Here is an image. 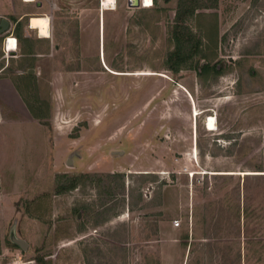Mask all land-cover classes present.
<instances>
[{
    "label": "rangeland",
    "instance_id": "obj_1",
    "mask_svg": "<svg viewBox=\"0 0 264 264\" xmlns=\"http://www.w3.org/2000/svg\"><path fill=\"white\" fill-rule=\"evenodd\" d=\"M178 2L0 0V77L46 128L0 135V264H264V0L199 9L174 72ZM34 15L53 16L51 38L28 28ZM83 173L97 177L56 192Z\"/></svg>",
    "mask_w": 264,
    "mask_h": 264
},
{
    "label": "trees",
    "instance_id": "obj_2",
    "mask_svg": "<svg viewBox=\"0 0 264 264\" xmlns=\"http://www.w3.org/2000/svg\"><path fill=\"white\" fill-rule=\"evenodd\" d=\"M218 0H215L213 6H207L206 4L202 3L201 0H179L178 2V8L176 11V27L174 30V39L176 41V50L170 54V57L168 59V63L170 65V69L174 70V72H178L182 66H184L189 58V55L187 56V53L185 51L186 44L192 42V38L194 37L192 31L189 29V27L186 25V22L188 19L193 18L197 16V11L202 8H217ZM23 24L21 21L17 23L16 27V33L19 36L20 31L22 30ZM209 30L211 32H214V35H216V25L214 23H209ZM185 31L183 34L182 32ZM186 33V34H185ZM216 33V34H215ZM212 35H210L211 37ZM20 37V36H19ZM218 37V34L216 35ZM27 40V39H25ZM200 42V39L198 40ZM198 43L193 48L190 49H198ZM27 50H24V54L32 55L34 52H32V49L27 48ZM198 51V50H197ZM196 52V50H195ZM204 71H207L209 69V66H203L202 68ZM214 69V68H213ZM220 71H217V74H219ZM28 78H33L34 75L27 74ZM18 90L21 92V88L17 86ZM24 94L22 93V96ZM26 104L29 107V110L32 112L33 116L37 118L38 120L43 119L45 117L44 115H41L40 113L36 112L29 104L26 102ZM97 177V175H92L89 173H83L78 176H70L67 174H62L57 177V187L56 192L58 194L65 193L67 191H71L73 189H76L79 185L86 183V181H92ZM109 178L112 177H118L121 179H124V174L122 173H115L108 175ZM40 262L43 264V260L41 259Z\"/></svg>",
    "mask_w": 264,
    "mask_h": 264
},
{
    "label": "crops",
    "instance_id": "obj_3",
    "mask_svg": "<svg viewBox=\"0 0 264 264\" xmlns=\"http://www.w3.org/2000/svg\"><path fill=\"white\" fill-rule=\"evenodd\" d=\"M153 3L155 5V0ZM127 5H128V0H127ZM141 8H145V7H141ZM28 28L31 30H34L30 26V19H29ZM17 43H18V39H17ZM13 52L15 53L16 51H13ZM3 71H5L4 68L0 70V74ZM14 81L15 80L13 78H7V77L1 78L0 77V99H6L7 97H9L13 101L12 106H10V109L7 112L4 111V109L1 107V104H0V133H1L0 135L2 136V134H4V138H5V133L7 132L5 131L4 127L8 125H16L20 127L22 126V124H26L29 122L38 123L37 121H39V120L36 121L34 117H31L29 109L26 106V103L24 102L23 96H21V93L18 90ZM20 114L23 115V116L21 115L23 118L20 116ZM38 124H40L42 127L45 128V126L42 125L41 123H38ZM5 156L9 158L11 155L7 156V152H6Z\"/></svg>",
    "mask_w": 264,
    "mask_h": 264
},
{
    "label": "bare ground",
    "instance_id": "obj_4",
    "mask_svg": "<svg viewBox=\"0 0 264 264\" xmlns=\"http://www.w3.org/2000/svg\"><path fill=\"white\" fill-rule=\"evenodd\" d=\"M36 0H24L25 3H33ZM103 4V10L110 11L114 10L116 8V0H102ZM144 3L145 8L153 7L154 3L153 0H142ZM30 26L32 29L37 31V34H39L40 37L43 38H50L51 37V20L50 17L47 15H34L30 18ZM38 36V37H39ZM8 49L10 52H13L17 49L16 40L11 38L8 42H6L5 50ZM165 78H168L167 76H164ZM182 89H184L183 86H181ZM194 107V106H193ZM202 113L195 108V111L193 112V117H198ZM206 128L210 132H215L218 130L217 127V120L215 117L211 116L206 121Z\"/></svg>",
    "mask_w": 264,
    "mask_h": 264
},
{
    "label": "water",
    "instance_id": "obj_5",
    "mask_svg": "<svg viewBox=\"0 0 264 264\" xmlns=\"http://www.w3.org/2000/svg\"><path fill=\"white\" fill-rule=\"evenodd\" d=\"M40 6L41 3H38ZM128 6L133 8H141V0H128ZM10 29V23L6 20H3L0 24V35L6 33ZM16 54V52L12 53ZM35 70H30L29 73H34ZM17 245L21 246L23 249H26L28 247V244L24 241H19L14 238L13 240Z\"/></svg>",
    "mask_w": 264,
    "mask_h": 264
},
{
    "label": "built area",
    "instance_id": "obj_6",
    "mask_svg": "<svg viewBox=\"0 0 264 264\" xmlns=\"http://www.w3.org/2000/svg\"><path fill=\"white\" fill-rule=\"evenodd\" d=\"M153 2H154V0H153ZM143 6H144V3H143L142 0H141V7H143ZM11 38H13V39L16 40V45L18 46L17 39L14 38L13 36L7 37V38H6V42H8ZM6 51H7V53H10V51H9L8 49H6ZM15 51H16V50H15ZM174 225H175L176 227H179V226H180V222H179V221H175Z\"/></svg>",
    "mask_w": 264,
    "mask_h": 264
},
{
    "label": "flooded vegetation",
    "instance_id": "obj_7",
    "mask_svg": "<svg viewBox=\"0 0 264 264\" xmlns=\"http://www.w3.org/2000/svg\"><path fill=\"white\" fill-rule=\"evenodd\" d=\"M50 11L52 12V7H50ZM51 18H53V16H52ZM51 18H50V19H51Z\"/></svg>",
    "mask_w": 264,
    "mask_h": 264
}]
</instances>
